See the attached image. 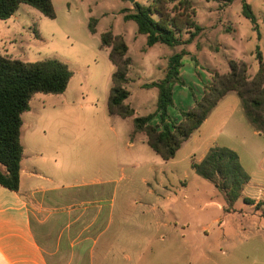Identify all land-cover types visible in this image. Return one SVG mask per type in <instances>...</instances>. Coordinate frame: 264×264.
I'll use <instances>...</instances> for the list:
<instances>
[{
	"label": "rangeland",
	"instance_id": "374dc122",
	"mask_svg": "<svg viewBox=\"0 0 264 264\" xmlns=\"http://www.w3.org/2000/svg\"><path fill=\"white\" fill-rule=\"evenodd\" d=\"M189 1L195 11L192 20L203 30L191 43L176 48L147 46L137 24L124 20V12L134 4L130 0H96L91 2L93 15L83 7L80 14L59 10L54 19L22 4L14 18L0 20L1 55L25 63L57 59L73 72L63 94L34 95L30 110L23 114V165L38 172L31 182L46 189L42 197L47 208L82 203L89 212H98L101 235L94 264H187L182 262L187 250L193 256L190 264H214L209 251L218 252L219 262L227 252L229 264L241 263L236 249L242 248L244 236L257 229L264 233V218L255 219L264 209L257 212L243 201L246 196L264 200V135L254 130L244 112L241 119L231 105L226 108L223 130L215 135L216 144L237 149L255 185L230 212L224 195L191 167L211 133L189 140L174 159L165 161L143 135L130 144L133 118L108 113L114 66L101 44L106 32L123 36L129 47L126 104L138 117L155 112L158 90L145 84L164 77L166 69L160 70L175 53H189L186 57H194L212 77L228 73L232 60L246 63L249 75L257 73V46L264 58V0H246L257 18L259 36L242 15L241 0ZM90 19L97 21L96 34L89 31ZM188 38L185 33L183 39ZM23 182L26 186L27 180ZM26 196L36 208V195ZM219 204L225 205L224 211ZM222 232L224 240L219 237ZM78 260L67 253L57 262H82Z\"/></svg>",
	"mask_w": 264,
	"mask_h": 264
},
{
	"label": "trees",
	"instance_id": "16d2710c",
	"mask_svg": "<svg viewBox=\"0 0 264 264\" xmlns=\"http://www.w3.org/2000/svg\"><path fill=\"white\" fill-rule=\"evenodd\" d=\"M225 1L232 3L236 0ZM176 2L152 0L148 5L134 2L133 9L124 12V20L137 24L139 34L147 38L148 47L164 44L176 48L189 44L203 29L192 20L195 14L193 3L189 0ZM22 4L34 7L49 19L56 17L51 0H0V20L11 18ZM241 4L243 17L251 22L259 36L257 18L251 5L246 0H241ZM96 24L95 19H90L88 28L91 34H96ZM185 33L189 34L187 40L183 39ZM101 44L109 50V60L114 66L108 113L122 119L133 118L134 133L131 140L137 135L145 136L147 144L163 160L174 159L182 145L200 129L230 93L240 98L245 116L255 131L264 135V58L259 46L256 47L259 69L254 76L248 74L246 63L230 61L229 72L213 75V83L204 96L196 101L191 110L182 112L183 120L178 124H168L166 120L169 118V108L173 106V89L175 85L181 84L179 74L182 59L189 53L182 51L170 56L164 77L160 81L145 84V88L158 90L157 108L152 114L134 117L135 110L126 104L130 96L126 88L130 82L129 47L123 36L111 32L101 34ZM72 76L68 65L57 59L25 63L0 54V185L19 191L23 157L22 116L30 110L32 98L39 93L63 94ZM155 116H159L161 127L152 124ZM191 167L198 176L210 181L224 195L227 212L234 208L250 181L238 153L227 147L211 148L199 163H193ZM243 201L249 206L256 203L247 197ZM262 205L258 202L256 209L260 210Z\"/></svg>",
	"mask_w": 264,
	"mask_h": 264
},
{
	"label": "crops",
	"instance_id": "0c3cea01",
	"mask_svg": "<svg viewBox=\"0 0 264 264\" xmlns=\"http://www.w3.org/2000/svg\"><path fill=\"white\" fill-rule=\"evenodd\" d=\"M51 1L57 15L59 10L66 12L67 15L73 12L77 14L84 13L83 7L88 10V15H93L91 2L96 0ZM136 2L140 3L138 0ZM129 9L132 10L133 5ZM194 59L192 56H185L182 59V68L179 74L181 84L175 85L173 89V106L169 108V118L166 120L168 124L180 123L183 120L182 112L191 110L196 101L204 96L207 88L213 83L212 74L209 71L201 70L197 60L195 59L194 62ZM166 68L167 65L163 66L160 71L163 72ZM234 94H228L212 111L200 129L189 139L197 140L201 134L211 133L203 154L193 163H199L213 147H227L237 152V149L232 146L216 144L217 137H215L223 130V125L221 126L222 116L225 109L229 108L230 105L232 106V113H238L240 118H243L241 102L234 97ZM134 117H138L136 110ZM152 121L153 125L161 127L159 116H155ZM136 138L130 141L131 145H133ZM36 176L39 175L35 167L30 169V167L24 166L22 157L19 191H12L0 185V264H63L58 263L57 260L60 256L67 255V253L80 257L78 261L82 262L77 264H94L95 248L101 235L98 212L96 214L89 212V209L84 207L82 203L47 208V199L42 197L46 189L43 187L38 188V186L34 187L31 182ZM24 179L27 180L26 186L23 182ZM251 187H255V185H253L250 178L243 193L245 194L247 189ZM28 193L36 195V208L31 206L29 197L26 196ZM37 194H39L38 198ZM251 199L256 201L255 205H251L252 210L258 212L264 209L263 199ZM258 202L263 203L260 210L256 209ZM223 206L225 205L219 204L221 210H223ZM262 213L261 216H256L255 219L264 218ZM49 217L53 218L49 219ZM220 225L223 226L224 222ZM84 226H87V228L85 229ZM219 237L224 240L226 235L222 232ZM242 242V248L238 247L236 249L237 259L242 260V262L234 264H264V233L257 229V231L245 235ZM182 255L184 256L182 262H187V264L192 262L193 256L189 250ZM209 255H214V264H229L226 257L227 252L224 254L223 262L222 260L219 262L215 258L218 255L217 251H209Z\"/></svg>",
	"mask_w": 264,
	"mask_h": 264
},
{
	"label": "water",
	"instance_id": "95a60500",
	"mask_svg": "<svg viewBox=\"0 0 264 264\" xmlns=\"http://www.w3.org/2000/svg\"><path fill=\"white\" fill-rule=\"evenodd\" d=\"M131 1V3H134V0H130Z\"/></svg>",
	"mask_w": 264,
	"mask_h": 264
}]
</instances>
